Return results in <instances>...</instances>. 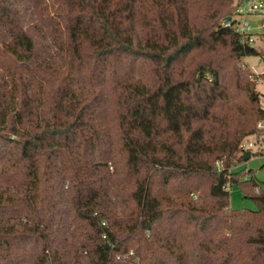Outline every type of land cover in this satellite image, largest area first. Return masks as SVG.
I'll use <instances>...</instances> for the list:
<instances>
[{"label": "trees", "instance_id": "16d2710c", "mask_svg": "<svg viewBox=\"0 0 264 264\" xmlns=\"http://www.w3.org/2000/svg\"><path fill=\"white\" fill-rule=\"evenodd\" d=\"M235 2L0 0V264H264Z\"/></svg>", "mask_w": 264, "mask_h": 264}, {"label": "rangeland", "instance_id": "374dc122", "mask_svg": "<svg viewBox=\"0 0 264 264\" xmlns=\"http://www.w3.org/2000/svg\"><path fill=\"white\" fill-rule=\"evenodd\" d=\"M237 1L239 0H234ZM253 1V0H250ZM246 23L250 27V32L254 36L253 46L260 52L257 56H247L240 60L239 66L248 69L254 75L255 89L260 95V105L264 108V12L263 10L246 14ZM259 139L264 140V135L260 134ZM258 150V149H257ZM262 153V149L258 150ZM233 172L238 174V181L231 182L228 186L229 191V206L233 210H249L257 209L256 203L252 198L246 197L241 189V181L247 179L246 174H251L257 182V187L260 191H264V158L259 156L249 158L247 161H241L234 165Z\"/></svg>", "mask_w": 264, "mask_h": 264}, {"label": "built area", "instance_id": "2783aa9c", "mask_svg": "<svg viewBox=\"0 0 264 264\" xmlns=\"http://www.w3.org/2000/svg\"><path fill=\"white\" fill-rule=\"evenodd\" d=\"M260 10H263L264 12V0H239L236 4L234 14L230 16L231 19L229 21L224 19L222 21V24L223 26L232 28L235 32H237L240 37L239 40L242 44L253 46L255 39L252 33L250 32V27L246 23L245 17L246 14H249L251 12H257ZM256 127L258 129H263L264 121H259ZM257 149H262V153L259 154ZM238 152L241 159L245 152H249L250 158L257 156L264 158V142L260 140L258 141L255 135L247 136L243 138L239 143ZM216 166L219 170L220 162H216ZM224 189H228V186H224ZM255 191L258 192L257 189H255ZM131 253L132 252H130V254Z\"/></svg>", "mask_w": 264, "mask_h": 264}, {"label": "water", "instance_id": "95a60500", "mask_svg": "<svg viewBox=\"0 0 264 264\" xmlns=\"http://www.w3.org/2000/svg\"><path fill=\"white\" fill-rule=\"evenodd\" d=\"M231 19L230 16L225 17V20L229 21ZM250 158L249 152H245L242 156L243 161H247Z\"/></svg>", "mask_w": 264, "mask_h": 264}, {"label": "crops", "instance_id": "0c3cea01", "mask_svg": "<svg viewBox=\"0 0 264 264\" xmlns=\"http://www.w3.org/2000/svg\"><path fill=\"white\" fill-rule=\"evenodd\" d=\"M264 37V36H263ZM264 72V71H263Z\"/></svg>", "mask_w": 264, "mask_h": 264}]
</instances>
